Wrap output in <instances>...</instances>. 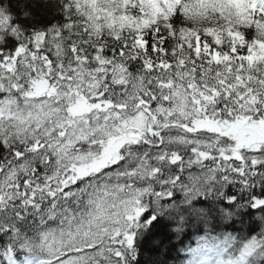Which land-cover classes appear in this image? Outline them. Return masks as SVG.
<instances>
[{"label": "snow or ice", "instance_id": "6c2138e0", "mask_svg": "<svg viewBox=\"0 0 264 264\" xmlns=\"http://www.w3.org/2000/svg\"><path fill=\"white\" fill-rule=\"evenodd\" d=\"M0 264H264V0H0Z\"/></svg>", "mask_w": 264, "mask_h": 264}, {"label": "trees", "instance_id": "16d2710c", "mask_svg": "<svg viewBox=\"0 0 264 264\" xmlns=\"http://www.w3.org/2000/svg\"><path fill=\"white\" fill-rule=\"evenodd\" d=\"M184 243H188V242H191L192 244H194L195 242V236L194 235H189V236H186L184 238H182ZM173 243L176 244L177 247H180V242L179 241H176V240H173ZM175 254V253H173ZM181 255H183L181 253ZM171 257H168V259H170Z\"/></svg>", "mask_w": 264, "mask_h": 264}]
</instances>
